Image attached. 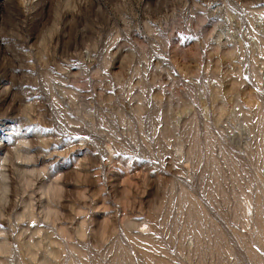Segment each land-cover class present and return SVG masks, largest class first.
Masks as SVG:
<instances>
[{"label":"rangeland","instance_id":"374dc122","mask_svg":"<svg viewBox=\"0 0 264 264\" xmlns=\"http://www.w3.org/2000/svg\"><path fill=\"white\" fill-rule=\"evenodd\" d=\"M0 264H264V0H0Z\"/></svg>","mask_w":264,"mask_h":264}]
</instances>
